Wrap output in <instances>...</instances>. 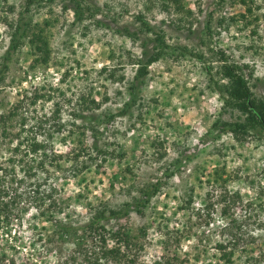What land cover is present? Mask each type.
I'll use <instances>...</instances> for the list:
<instances>
[{
	"label": "rangeland",
	"instance_id": "rangeland-1",
	"mask_svg": "<svg viewBox=\"0 0 264 264\" xmlns=\"http://www.w3.org/2000/svg\"><path fill=\"white\" fill-rule=\"evenodd\" d=\"M24 2L0 0V60L15 23H29L19 46L9 51L0 110L20 103L11 119L15 135L20 118V136H45L26 130L36 121L42 131L50 132L56 119L63 125L49 139L51 150L60 153L59 166L52 160L8 190L5 198L23 209L0 221V263L222 264L214 243L226 239L228 229L218 227L224 218L216 199L237 193L230 216L246 233L231 247L232 264H264V131L235 138L211 125L215 118L230 122L244 116L224 105L213 86L214 79L225 81L218 78L219 52L240 65L253 95L264 100V0H81L88 10L80 19L69 0H39L26 10ZM137 14L169 46L147 65L134 104L104 124L98 121L102 113L127 99L134 57L154 45L153 32L140 26ZM126 27L136 32L134 38ZM37 28L48 47L45 62L30 40ZM33 90L50 97L30 103ZM80 95L100 103L90 114L97 121L96 137L74 116ZM53 103L57 117L50 116ZM6 144L0 146V161ZM213 167H223L224 182L206 181ZM154 181L159 190L140 210L102 220L103 241L84 230L92 213L133 201ZM40 196L45 200L38 205ZM47 204L50 212L41 214ZM118 225L130 244L119 241V252L101 254L117 245L109 230Z\"/></svg>",
	"mask_w": 264,
	"mask_h": 264
},
{
	"label": "trees",
	"instance_id": "trees-1",
	"mask_svg": "<svg viewBox=\"0 0 264 264\" xmlns=\"http://www.w3.org/2000/svg\"><path fill=\"white\" fill-rule=\"evenodd\" d=\"M38 1L39 0H25V10L29 8V5L32 4V2ZM69 1H71L73 4L72 9L74 16L77 19H80L84 13V10H88V6L83 5L81 0ZM89 14H92V12H90ZM135 17L144 30L153 32L154 45L151 51L142 49L140 56L134 57L133 63H135L136 65L132 78L128 81V84L126 86L127 99L122 101L118 109L114 111L107 110L102 113L101 117L98 118V121L103 122L104 124L112 120L115 115L124 114L127 109L132 104H134L137 96L136 92L139 88V85L143 83L144 76L147 73V65L157 60L158 57L163 54L165 48L169 46L165 42L162 33L159 31H153L151 25L148 24V22L142 17L141 14H137ZM28 24L29 23H18V21L15 23L8 48L6 49L0 60V81L3 79V73L7 68L9 51L10 49H14L19 46L22 31H24L25 28L29 26ZM123 31L125 32V34L133 38L136 35L135 31H130L127 27L123 28ZM30 38V40L34 42V47L39 50V60L45 62L47 60L48 47L45 38L40 32V29H35V31L32 32ZM218 56L221 60L218 68V78L224 77L225 81L221 82L219 81V79H214L212 80L213 86L215 87L216 92L221 95V99L224 105L235 107L241 113H243L244 116L242 120H233L230 122H222L215 118L211 125H217L219 130L229 131L235 138H241L243 134H246L250 130L264 131V100L253 95L248 85L247 79L246 77H244L238 63L229 61L222 52H219ZM101 68L104 69V67ZM205 71L210 74V66H205ZM35 91L36 90H33L31 93V99H29L30 103H33L39 97H42L44 99L50 97L48 93H37ZM78 99L79 105L81 106L78 107L76 111H74V116L81 118L83 120L81 125L84 128L91 130L93 137H96L97 121H93V117L90 116V114L92 108L99 106L100 103L92 97H84L82 95H80ZM53 104L54 107L51 110L50 116L57 117L59 108L57 106V103ZM19 105L20 103H13L10 104V107L7 111L0 110V146L4 143H7L6 146L8 148L3 160L0 161V221L4 220L5 222H8L10 214L14 213L13 211H15V214H17V211L19 212L20 209H23L22 207H18L16 201L14 203L12 199L5 198L9 195L8 190L13 188L12 184L32 175L35 172L34 170L36 168L43 169L45 164H52V160H54L53 165L55 167L59 166L57 163V159L60 156V153H55L51 150L49 139L51 137L50 132L52 130L58 131L63 123L59 119H56V121L53 120L54 122L52 123V130L49 132L48 130L42 131L40 123L36 121V123L29 124L26 130L34 131V134L36 132H41L43 134L45 133V136L43 135L41 138H38L35 135L20 136L19 132L23 130L24 126L22 120L23 118H20V120L18 121V132L15 135V130H12V126H15V124L11 123V119L17 113L18 109L16 108ZM91 147L95 150L96 153L100 152V148L97 145H94V143H92ZM88 155L90 154L88 153ZM15 166L21 168L22 172L20 174L15 173ZM83 166H87V164L85 163L83 164ZM223 173V167H213L210 173L211 179H207L206 181H217L218 179H220V181L224 182L226 178L222 175ZM220 181L217 182L220 183ZM159 187L160 186L158 181L151 182L140 188L138 196L135 197L133 201L124 202L123 205L118 208L107 207L106 213H103L104 210H99L92 213V216L84 223V230H87L88 232H96L100 240L103 241V231H106L105 225L102 222L103 219L105 220L109 218L121 217L129 209L140 210V208L148 202L149 197L159 190ZM33 191L34 193H39L38 190H32V192ZM44 196L48 199L47 203L54 206V200L50 199L51 192H47ZM40 198L43 197L40 196ZM189 198L190 195H188L187 200ZM236 198H239V195H237V193L232 194L231 198L228 199L223 194H219V198L216 199V202L221 201L218 215L220 218H224V221L218 227H221L223 230L228 229V237L226 239L215 241L214 243L215 247L219 251V257L221 258L222 264H232L231 254L233 250L231 247L234 248V246L239 243L240 239L243 240V235H245L246 233H244V231L242 230L241 224L237 222V219L230 216V208ZM40 200L41 201L38 203V205L42 204V202H44L43 200L45 199L43 198ZM48 204L45 207L43 206L39 210L41 214H44L46 211L50 212ZM204 205L206 207V213L209 214L207 208L208 204L204 203ZM211 219L212 216H209L206 222L210 221ZM109 234H111L115 242H117V245H112L109 248L103 249L101 251V254H115L119 252V241H122V244H124L125 246L130 244L131 242L129 235L123 229L121 230V227L119 225L115 226V228L110 229ZM228 245L230 246L228 247ZM156 263L161 264L159 262Z\"/></svg>",
	"mask_w": 264,
	"mask_h": 264
}]
</instances>
